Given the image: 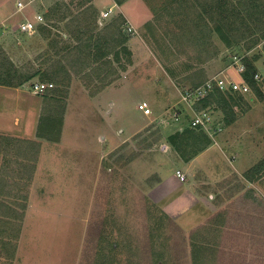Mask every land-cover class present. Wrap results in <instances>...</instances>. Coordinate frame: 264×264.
Wrapping results in <instances>:
<instances>
[{"label": "rangeland", "instance_id": "374dc122", "mask_svg": "<svg viewBox=\"0 0 264 264\" xmlns=\"http://www.w3.org/2000/svg\"><path fill=\"white\" fill-rule=\"evenodd\" d=\"M15 2L0 0V9L8 10L0 18V33H5L2 42L7 44L8 51L6 54L1 49L0 66H6L8 58L21 73L37 70L39 75L27 82L19 97L12 95L15 87L9 86L10 93L0 95V136L17 140L10 144L11 151L20 152L25 159L9 160L17 166L16 170H29L23 179L31 186L22 192L29 199L16 198L19 188L25 184L16 183L22 179L14 181V167L7 170L4 165L6 172L4 169L0 172L1 179L11 180V188L17 189L4 202L15 203L18 214L29 205L32 191L37 192V197L31 199L33 211L27 218H16L10 237L8 231L4 233L8 243H3L4 238L0 237V264H89L91 259L87 255L93 252V243L96 244L90 234L101 223L105 233L118 241L121 264L157 261L193 264L195 255L201 256V264H264V168L261 171L256 168L264 158V97L259 98L252 90L251 95L244 96L247 105L241 104L234 111L215 104L207 107L206 114L213 122L196 132L208 137L207 144L198 147L189 139L186 153L182 149L179 154L168 143L173 133L192 129L190 121L198 113L196 104L183 101L185 89L194 88L197 80L220 74L234 78L233 70L229 69L233 54L240 57L246 54L251 59L258 52L260 56L254 63L264 70L262 43L246 50L244 44L229 47L216 35L198 41L194 25L186 36L171 32L168 15L157 18L153 14L152 7L159 5L156 0H126L122 5L113 0H36L21 13L16 12ZM56 3H60L63 12L69 11L67 19L46 28L45 35L17 32L16 25L27 13L33 19L35 13L52 10ZM110 7L126 10L127 17L123 18L120 30L130 53L126 54L123 47L112 46L107 60L111 62L108 71L113 70L114 74L105 80L111 82L104 85L91 68L84 70V63L73 64L66 57L72 56L69 52L77 42L94 41L92 36L107 33L95 24L102 11ZM71 19L74 27L67 30L65 25ZM151 22L156 24L155 35L147 27ZM78 26H81L79 32ZM128 27L133 31L128 32ZM108 31L116 35V28ZM64 34L68 35L66 39ZM71 66L82 67L84 72L76 76ZM64 72L66 75L62 78ZM88 74L91 76L86 77ZM38 83L52 84L53 88L38 93L33 89ZM259 85L264 93V83ZM100 86L108 89L91 97L98 93L91 94ZM25 98L41 105V119L26 118L20 111L21 106L15 107L16 101H29ZM50 98L57 102L47 103ZM142 101L149 104L151 115L143 116L138 111L137 105ZM112 102L115 104L110 110ZM44 103L57 107L62 125L59 142L50 143L41 138L48 141V149L43 150L37 173L38 156L32 159L30 147L25 143L38 137ZM22 110L25 112L24 107ZM219 128L222 131L212 136L211 129ZM40 129L44 136L51 135L44 126ZM211 143L219 154L213 165L224 175L219 184L224 183L227 194L234 196L239 187L240 195L247 196V202L240 207L236 206L238 203L232 206V214L227 211L225 217H212L196 227L178 224L152 201L150 190L157 185V174L163 176L177 169L174 166L177 163L171 160L173 156L185 161L194 150L199 152ZM165 145L169 146L166 152ZM51 150L56 152L55 161ZM242 175L249 181H244ZM34 177L42 178L39 184L34 182L38 179ZM238 210L240 213L235 214ZM165 216L175 225L168 224ZM2 225L0 229H6ZM197 246L202 247L195 250Z\"/></svg>", "mask_w": 264, "mask_h": 264}, {"label": "trees", "instance_id": "16d2710c", "mask_svg": "<svg viewBox=\"0 0 264 264\" xmlns=\"http://www.w3.org/2000/svg\"><path fill=\"white\" fill-rule=\"evenodd\" d=\"M117 5H122L126 0H113ZM158 4L153 9V14L160 18L163 14L168 15V19L170 23H168V27H172L171 32L174 31L176 33H180L182 36H186L191 30L192 25H194V30H196V39L199 41L204 38L205 40L211 39L213 35H216L218 39L230 46H239L240 44H244L246 50H250L255 48L257 45H261L262 50L264 51V0H156ZM52 10L45 11L43 13L45 23L39 25L37 28V32L41 35H45L46 28L56 24V21L60 22L68 18L69 11H62L63 8H60V3L53 4L51 7ZM59 12L61 14L58 17ZM54 20V22H52ZM67 23L66 29H73L74 20H69ZM124 23V19L122 16L113 20L108 25H105L103 31H107L103 34V36H92V40L89 41H79L76 43L74 47H72L71 53L72 56L66 59H69L73 64H78L79 61L85 65L83 68H91L93 71V75H96V78L100 79L101 83L104 85L109 84L110 80L105 82L108 76L114 74L113 70L108 71V68L111 65L109 56L112 54L110 49L123 47V50L126 54L130 53L129 49L126 48L127 39L122 37L121 34V26ZM96 26H100L101 24H95ZM148 25V24H147ZM158 26V24H157ZM148 30L150 34L155 35V31L157 30L155 22H151L148 26ZM81 26H78L76 30L78 32ZM116 28V35L108 31L109 29ZM67 35V34H66ZM73 36V35H71ZM153 37V36H152ZM66 39V37H63ZM211 44V43H210ZM245 50V49H244ZM246 55V54H243ZM258 52L251 56V59L245 57L246 71L243 74L245 81L250 85L251 89L256 92V95L259 98L264 97V93L261 91L260 86L253 80L252 75L256 72L257 67L255 66V61L259 58ZM87 65V66H86ZM93 67V68H92ZM74 74L76 76H80L84 71L81 69H75L71 66ZM106 69V70H105ZM90 71V70H89ZM0 78L1 83L3 85L9 87H18L23 85L24 83L30 81L34 77L39 75V71L35 70L30 73H21V70L16 68V66L7 59L6 66H1L0 68ZM91 76L90 74L86 75V77ZM100 77V78H99ZM206 81V79L197 80L194 84V87L200 86ZM264 83V82H262ZM260 83V84H262ZM105 86L98 87L97 90L93 91L91 94H95L103 89ZM53 88V87H52ZM51 89V88H50ZM47 89V90H50ZM45 90V91H47ZM48 97V96H47ZM52 97V94H51ZM54 104L57 102L56 100L49 99L47 100ZM220 106L221 109L234 111L233 109L236 107H240L241 104L247 105V101L244 99V96L232 93H222L213 91L209 93L207 97H205L200 102L196 103L197 111L205 110L207 107L211 105ZM242 105V106H243ZM51 104H43V122L40 123L41 126H44V129H47L51 132V135L46 137L42 133L40 127L38 129V138L46 139L50 142H59L60 133H61V125H62V117L57 114ZM41 119V118H40ZM61 120V121H60ZM190 129V128H189ZM193 129V130H192ZM190 130L175 132L168 137V143L171 147L175 149L179 154H181L182 149L184 152L187 151V144L189 143V139L192 140L193 145L201 146L203 143H208L210 140L206 135H202L198 130H202L200 128H192ZM197 129V130H196ZM194 131V132H193ZM10 146V144H8ZM197 147V148H198ZM3 152H9L8 149ZM2 152V153H3ZM198 152V149L193 151L191 155H194ZM190 155V157H191ZM13 157V156H11ZM257 171H261L264 168V158L257 164ZM255 173H258V172ZM4 190L0 187V199L1 197H5ZM27 199L25 196L24 199ZM5 200H0V225L6 227V229H0V237L4 238L3 243L7 244L8 242L5 240L10 237V230L14 227V222L16 218L23 217L24 212L22 214H18L16 211L15 203L12 205ZM11 201V200H10ZM23 207V206H22ZM26 205L22 208L24 211ZM168 224L174 226L173 221L168 217H164ZM174 224V225H173ZM6 225V226H5ZM97 225V224H96ZM178 232L182 233L181 229L175 226ZM105 226L103 223L97 225L94 229V232L90 234L91 241L94 242L95 245L93 252L88 254L87 257H90L89 264H121V259L119 258V244L118 241L111 238L110 234L105 233ZM8 237H5L4 233L6 232ZM103 232V236L100 234ZM182 239L184 238L182 234ZM98 237H97V235ZM1 239V238H0ZM180 239V240H182ZM175 240L179 241V238H175ZM202 246H197L195 248L198 249ZM203 259L201 256H196L194 258L193 264H201ZM155 264H162V262L157 261Z\"/></svg>", "mask_w": 264, "mask_h": 264}, {"label": "crops", "instance_id": "0c3cea01", "mask_svg": "<svg viewBox=\"0 0 264 264\" xmlns=\"http://www.w3.org/2000/svg\"><path fill=\"white\" fill-rule=\"evenodd\" d=\"M0 6H2V5H0ZM110 8L112 9V12L106 18H102L100 16V18L97 19V24H101L100 26L98 25L100 28L104 27L105 24L108 25L109 23H111L113 17H115L117 14H121L122 18L126 19L127 14L124 13L126 10H114L113 7H110ZM45 11H47V10H45ZM107 11L108 10H103L102 13L107 12ZM7 13H8V10H4V8L2 7V9H0V18L5 17V15ZM102 13H101V15H102ZM26 17H28V18L30 17L29 13H27ZM4 34L5 33H3V32L0 33V47H1L0 52L3 50V52L8 54V51L6 48L7 44H4L2 42V37L4 36ZM64 37H68V35L64 34ZM3 56L5 57L6 55H3ZM1 66H0V68H1ZM0 74H1V72H0ZM65 75H66V72L63 73L62 78ZM67 76H70V74L67 73ZM27 84L28 83L26 82L21 86L15 87L14 88L15 92L12 91L13 92L12 95L14 97H19L21 95V93H23V89L25 88V86ZM8 89H9V87H7L6 85H3L1 83V78H0V95H2V94H3V96L8 95L10 93ZM107 89H108V87L107 88L105 87V88L101 89L96 95L91 96V97L95 98L98 96V94L101 91H102L101 93L103 94V91L107 90ZM99 95H101V94H99ZM27 99L29 101H26L24 103H18L15 100L16 104H17V105L15 104V107L21 106L20 111L22 112V115L26 116V118L28 117L32 120L37 121L38 119H40L41 105L40 106H38V104L34 105L31 98H27ZM107 104H106V106H107ZM114 104L115 103H113V102L111 103V106L109 108L110 110ZM99 105H101V103H99ZM99 105H98V107H99ZM22 107H24L25 112H23ZM101 108H102L101 111H103L104 106L102 105ZM109 109H108V111H110ZM118 110H121V108ZM10 136L11 137H17L16 135H10ZM32 139L33 140L28 141V143H25V144L30 147L31 151H29V153H30L32 159H34L35 155L38 156L37 157L36 170H37V173H39L40 172V166L39 165H40L41 157L43 158L42 153H43L44 149H48V146H46V143L48 141L41 140V138H38V137H35V138L32 137ZM12 142L17 143V140L15 138L10 139L7 135L0 136V163L2 161V167H0V170L4 169V171L6 172L5 167L7 168V170L10 166L14 167V172H15V173H13L14 181L17 179H19V180L22 179L16 183L19 185H21V184H25V186L27 185V187H25L23 185L22 188L21 187L19 188V191H18L19 193H18V196L16 198L20 199L22 197L24 198L25 197L24 195H26V194H24L25 190H26L25 188H27V190H28V189H30V186H31V185L26 184L25 180L23 179V176L26 175L27 173H29V170L27 169L26 171H23V172L16 170L17 166L14 165V162H11L9 160V158H10L11 160L15 161L14 158H17V159L19 158V160L22 162L25 159L24 157L19 155V154H21L20 152L14 153L11 151V147L8 144H12ZM39 143H41V148H40ZM50 143H53V142H50ZM168 148H169V146L165 145L163 147V149H164L163 151L166 152ZM7 149L9 152H3ZM51 151L54 152L53 155L55 156L56 152L54 150H51ZM176 153H177V151H176ZM168 154H170V152ZM218 155L219 154H217L214 151L212 143L210 145H208L207 147H205L204 149H202L201 151L195 153L194 155H191V157L185 161H182L179 158V156L175 155L176 159L178 160L177 161L175 159V157L172 155L173 156L171 158L172 163H177V165H174L175 167H177V169H175L172 173H166L163 176H159L157 174V178H158L157 185L155 186V188L153 190H150V196L152 197L151 198L152 201L155 204H157L159 207H161V209L164 211V213L169 215V217L173 218L174 221L177 222L178 224L187 223V224H192L193 227H196L197 225L201 224L202 222H204L206 220L211 219L212 217H215L218 219L225 217L227 211L230 214H232L231 213L232 206L235 207V204L238 203L236 206L239 205V207H240V205H242L243 202H245V201L247 202V196L245 197L244 194L240 195L241 189L239 187H237L235 189V192H237V193H234V194L236 196L228 195L227 191H226L227 187L224 186V183L222 182L223 184H219L221 182V180L223 179L224 175H222L221 169H217L216 164L213 165V163H215L214 160L215 159L218 160ZM11 156H13V157H11ZM50 157L53 158L52 154H50ZM56 158L57 157L55 156L54 161ZM9 161L11 163H9ZM169 163H171V161H169ZM4 165H5V167H4ZM18 165L20 166V164H18ZM176 171H180L182 174H184L185 179L183 181H181L177 177ZM237 173H238V171H237ZM15 176H16V179H15ZM237 176H238V174H237ZM2 177H3V175L0 172V184L2 183L0 185V187L4 190V192L6 194L5 197L2 196L1 199L5 200L4 198H10V196L12 197L13 192L17 191V189L11 188L12 187L11 180H6V178H5V180H2L1 179ZM34 178L37 179L38 177H34ZM218 178H219V180L217 182L216 180ZM242 179H244V181H246L249 178L247 179L245 177V175H242ZM41 180H42V178L40 179V177H39L37 179V181H34V182L39 184V181H41ZM233 184L234 183H232L231 187H233ZM9 191H11V194L7 193ZM22 192H24V193L22 194ZM27 193H28V191H27ZM38 194H39V196H42V195H40L41 193H38ZM32 195H33V197H30L29 205H26L27 207H25V208H27L26 214H24L25 218H27V215L29 213H31V211H33V207H32L33 205H32L31 199L37 197V192H35V194H33V191H32L31 196ZM26 197L28 200L29 199L28 194L26 195ZM233 198H235V199H233ZM239 207H237V208L239 209ZM25 210L23 211L24 213H25ZM239 213L240 212L238 210V212H236L235 214H239Z\"/></svg>", "mask_w": 264, "mask_h": 264}, {"label": "built area", "instance_id": "2783aa9c", "mask_svg": "<svg viewBox=\"0 0 264 264\" xmlns=\"http://www.w3.org/2000/svg\"><path fill=\"white\" fill-rule=\"evenodd\" d=\"M35 1L36 0H16V11L18 13H21L25 9L31 8ZM111 12L112 9L109 8L107 12L102 13L101 17L106 18ZM44 23L45 19L43 14L35 13L33 19L24 17V19L16 25V29L17 32H19L20 34L33 35L37 32L38 26ZM127 31L132 32L133 30L131 27H128ZM245 57L246 55L240 57L235 54L230 56L229 69L233 70V73L235 75L234 78L230 77L227 74H220L219 76H216L214 78H209L200 86L185 89L184 94L182 95L183 101L188 104H196L203 100L205 97H207L209 93L213 91L239 94L242 96L251 95L252 89L243 77V74L247 69L245 64ZM252 77L253 80L258 84L264 82V70L257 68L256 72L252 75ZM52 87V84L38 83L33 86V89L34 91L39 93ZM137 109L142 113L143 116H149L152 113L149 104L145 101L140 102L137 105ZM212 122L213 121L211 120V118L206 114V110L199 111L190 121L193 128L200 127L203 129L209 127ZM211 131L213 136L216 133H220L222 131V128H219L217 130L211 129ZM176 175L181 181L184 180V175L181 174L180 171H176Z\"/></svg>", "mask_w": 264, "mask_h": 264}]
</instances>
